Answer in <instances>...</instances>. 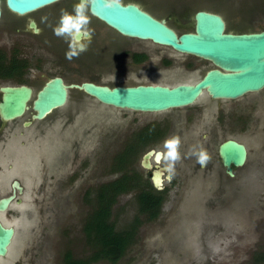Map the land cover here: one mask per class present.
Here are the masks:
<instances>
[{
	"label": "rangeland",
	"instance_id": "374dc122",
	"mask_svg": "<svg viewBox=\"0 0 264 264\" xmlns=\"http://www.w3.org/2000/svg\"><path fill=\"white\" fill-rule=\"evenodd\" d=\"M146 3L155 11L171 13L170 24L179 32L184 28L180 22L197 7L215 10L230 25L240 18L239 12L248 13L246 17L256 12L257 23L248 27L264 28V10L257 7L264 0ZM39 78L33 74L27 78V84L36 88ZM75 97L53 117L45 119L39 132L28 137L31 142L27 146L20 144L16 147L19 150L10 156L15 164L13 172L21 174L27 189L20 208L14 204L3 217V221L16 224L14 264H64L67 252L77 259L89 256L91 246L83 231L85 221L96 207L99 186L120 175L113 170V159L131 138L134 122L100 123L94 103L82 93ZM245 111L247 122H238L242 111L224 137H208L203 144L210 157L215 156L224 139L232 138L246 145L247 161L234 170V178L225 177L222 170L195 168L191 184L183 186V190L179 185L170 187L160 215L150 221L140 214L137 188L117 196L110 221L119 231L132 225L137 228L135 243L118 264H264V90ZM153 145L133 154L125 172L138 170L136 162ZM83 149L88 150L80 165L65 174L60 164L64 156L66 161L71 160L74 153ZM194 159L192 162L197 165ZM46 166L51 167L49 174L58 176L56 180L44 175ZM187 170L193 168L188 164ZM33 176L38 185L29 180ZM18 213L19 216L15 215ZM136 220L139 224H134Z\"/></svg>",
	"mask_w": 264,
	"mask_h": 264
},
{
	"label": "flooded vegetation",
	"instance_id": "af4514ba",
	"mask_svg": "<svg viewBox=\"0 0 264 264\" xmlns=\"http://www.w3.org/2000/svg\"><path fill=\"white\" fill-rule=\"evenodd\" d=\"M76 2L78 0H59L29 13L16 14L9 11L4 0H1L0 88L25 84V86L35 90L38 86L41 88L45 82L54 78L62 79L67 86L92 83L110 88L118 85L175 87L196 83L207 72L218 69L212 62L202 58L179 54L169 47L159 46L150 41L124 37L116 30L108 27L105 22L94 17L91 12V24L89 27L93 30V35L88 50L81 54L78 59L69 62L65 59V51L68 45L65 39L58 38L53 34L52 27L58 22L60 10L67 9L71 11L72 5ZM122 4L135 5L154 18L163 19L167 25L172 26L170 24L172 20L171 13L153 10L146 3V0H122ZM259 6L264 10V3L261 5L257 4L258 8ZM200 10L219 14L211 8L197 7L191 16L180 22V24H184L183 30L181 32L176 30V32L178 34L191 32L194 26V15ZM246 14L248 13L239 12L240 18L238 20L235 19V23H232V25L222 17L226 31L240 34L264 30V28L256 30L249 28L248 25L257 23L255 19L257 16L256 12L251 13L248 17H246ZM44 16L47 17L49 26L40 22L41 17ZM33 74L40 76L36 88L27 84V78ZM263 90L247 93L238 99H215L206 90H203L197 100L188 106L155 113L113 108L74 88L69 90L68 103L77 99L75 97L76 93H82L84 97L89 98L94 103V108L97 111L96 113H98L96 116L100 117V123L102 120L106 122H134L135 129L130 132L131 138L129 137L124 149L118 151L113 159V170L120 175L105 182L104 185L120 179L123 174L135 176V181L132 182L137 183L135 187L137 188L135 191L136 199L141 188L151 186L152 189L164 195L163 205L170 187L179 185L182 186L183 190V186L187 187V185L191 184L192 179L190 177L194 174L195 168L201 171L213 170V168L215 171L222 170L225 177L232 179L227 175V170L221 164L218 148L215 156L211 157L208 164L203 167L192 162L195 160V156L190 155V152L193 147H199L197 146L198 143L203 146L208 137H224L228 130L227 128L236 121V118L240 119V113L242 111L246 112L245 110L248 109L251 101L259 99ZM1 99L2 92L0 90V101ZM258 101L262 102V100ZM56 112L50 116L53 117ZM244 113H242L243 117L238 121L243 124L249 119L248 115L246 116L247 113L245 115ZM44 121H34L29 116L6 122L0 116V193H2L1 197L10 195L13 193L12 183L14 181L19 182L23 187V193L19 194L16 190L15 204L18 200L21 201V204L26 200L27 189L23 178L13 172L15 164L11 161L10 156L14 150H19V148H16L17 146L20 144L27 146L31 142V138L28 137L32 133L37 134L40 130V125ZM193 128L195 129L192 130ZM174 135L179 136L181 140L179 147L181 159L176 162H170L161 154L166 152L163 146L164 141ZM80 144L83 145L81 142ZM194 144L195 146H193ZM148 145L153 146L148 148L139 161L136 162L138 170L133 169L132 173H126V167L120 165L124 153L129 148L132 154H139V151ZM87 150L75 151L76 153H74L71 160L66 161V156H64L65 158L60 164H63L61 168L65 170V174L67 170L72 172L80 165L81 160L85 158ZM148 153H151V155L148 159H145L144 157ZM144 164L148 167H145ZM188 164L193 168V171L188 172ZM50 169L51 167L49 166L44 167V175L48 179L56 180L58 176L54 175V173L49 174ZM235 169L232 167L233 172ZM58 174L61 176L63 173ZM156 179L161 182L160 190L154 186L153 180ZM29 180L38 185V180L36 181L34 176L30 177ZM41 184L43 183L41 182ZM21 204H16V207ZM7 212L0 214L2 219L7 215ZM15 215L19 216V213ZM10 224L13 225V223ZM15 239H17V230ZM15 239H13L14 243ZM13 246L14 244L9 251L8 257L0 260V264H4L6 260H9V264H14L16 255L12 251Z\"/></svg>",
	"mask_w": 264,
	"mask_h": 264
},
{
	"label": "water",
	"instance_id": "95a60500",
	"mask_svg": "<svg viewBox=\"0 0 264 264\" xmlns=\"http://www.w3.org/2000/svg\"><path fill=\"white\" fill-rule=\"evenodd\" d=\"M56 1L59 0H4L8 10L16 14L29 13ZM103 4L104 0H94L91 14L122 36L150 41L179 54L202 58L218 69L207 72L196 83L175 87L118 85L110 88L92 83L67 86L60 78L45 82L36 91L25 84L1 87L0 116L3 121L29 116L34 121H44L68 104L69 90L73 88L113 108L149 113L188 106L203 90L215 99H238L264 89V30L240 34L227 32L222 15L200 10L194 15L193 30L178 34L165 20H158L135 5L105 8ZM1 9L0 0V13ZM150 155L148 153L144 158L148 159ZM218 156L227 175L233 178L232 167L238 169L245 165L248 150L245 144L227 139L219 145ZM153 181L155 188L160 190L161 182ZM12 188L13 193L0 197V214L15 204L16 190L23 193V187L17 181L12 183ZM15 235V227L0 219V260L8 257Z\"/></svg>",
	"mask_w": 264,
	"mask_h": 264
},
{
	"label": "trees",
	"instance_id": "16d2710c",
	"mask_svg": "<svg viewBox=\"0 0 264 264\" xmlns=\"http://www.w3.org/2000/svg\"><path fill=\"white\" fill-rule=\"evenodd\" d=\"M133 154L128 148L121 159V166H127ZM135 176L123 174L120 179L100 186L96 196V207L88 216L84 233L88 245L91 246L90 254L83 258H74L69 252L64 257V264H95L106 262L107 264H118L129 248L136 241V225L119 231L115 229V224L110 221L111 208L116 202L118 195L130 191L136 187ZM150 189V190H148ZM164 195L158 193L151 186L141 188L137 196L140 214L150 221L157 219L160 215ZM136 220L134 224H139Z\"/></svg>",
	"mask_w": 264,
	"mask_h": 264
},
{
	"label": "clouds",
	"instance_id": "9594fccd",
	"mask_svg": "<svg viewBox=\"0 0 264 264\" xmlns=\"http://www.w3.org/2000/svg\"><path fill=\"white\" fill-rule=\"evenodd\" d=\"M94 0H78L72 5L71 11L61 9L57 24L52 27L53 34L58 38L65 39L68 47L65 51V59L71 62L78 59L81 54L86 52L93 35V30L89 27L91 24L90 8ZM105 8L113 6L121 7L122 0H104ZM41 23L47 24V17H41ZM39 34V33H37ZM87 41V42H86ZM181 140L179 136H172L164 141L166 152L161 155L170 162H176L181 159L179 147ZM190 155L196 157V162L200 166H206L211 157L208 152L199 146L194 147ZM171 168V164H170Z\"/></svg>",
	"mask_w": 264,
	"mask_h": 264
},
{
	"label": "bare ground",
	"instance_id": "6f19581e",
	"mask_svg": "<svg viewBox=\"0 0 264 264\" xmlns=\"http://www.w3.org/2000/svg\"><path fill=\"white\" fill-rule=\"evenodd\" d=\"M19 172H20V171H19ZM22 172H23V171H22ZM18 175H19V174H18ZM20 177H21V174H20ZM0 219H1V220H3L1 216H0ZM5 220H6V219H5ZM11 220H12V219H11ZM4 223H5L6 225H12V224H10V223H7V222H5V221H4ZM13 226H15V227H16L15 223H13ZM13 244H14V242L12 241V245H13ZM12 245L10 246V248H9V251H10V249H11Z\"/></svg>",
	"mask_w": 264,
	"mask_h": 264
}]
</instances>
